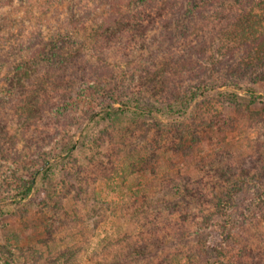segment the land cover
<instances>
[{
	"label": "rangeland",
	"instance_id": "rangeland-1",
	"mask_svg": "<svg viewBox=\"0 0 264 264\" xmlns=\"http://www.w3.org/2000/svg\"><path fill=\"white\" fill-rule=\"evenodd\" d=\"M110 2L0 0V264H264V0Z\"/></svg>",
	"mask_w": 264,
	"mask_h": 264
},
{
	"label": "trees",
	"instance_id": "trees-1",
	"mask_svg": "<svg viewBox=\"0 0 264 264\" xmlns=\"http://www.w3.org/2000/svg\"><path fill=\"white\" fill-rule=\"evenodd\" d=\"M128 1H131V0H111L110 5L111 4L113 5L116 3L117 4H119V3L126 4ZM103 22L105 23V21H103ZM109 28H115L114 24L105 23L103 26V29H109ZM25 67H27V66H21L15 72L16 74H15L14 78L12 77V79L10 81V83H13V86L21 87L22 81L24 79H27L30 76L31 71L28 69L30 67H27V68H25ZM234 89L236 91L240 92L244 97L248 98L251 102L264 100V96L262 94H258L249 88H244V87L238 86V87H235ZM113 102L115 104L117 103L118 107H116V108L111 107L110 104H107L104 107H102L103 109H101L100 112L92 114L90 116V118L92 120L98 121V120H103V119H111V118L117 117V116L122 115V114L125 115L127 113L133 114V115H138V116H145V117H149L152 119H158L159 118L158 117V113H160L159 110L153 109V108L149 107L148 105L140 103L138 100L122 99L120 97H114V98H112V103ZM181 102H182V104H184L183 99H181ZM185 107H186V105H185ZM174 111L177 112L178 117L181 114H184V112H185L183 107L176 109ZM162 113H164V112L162 111ZM69 152H70V149L64 151V153L61 156L55 157V159H54L55 163L57 162V160L66 159L67 156H69ZM51 168H52V166H48L47 169H45L44 171H50ZM44 174H46V173H43V175ZM36 184H37L36 179L33 177L31 179V182L24 188V190L15 194L13 197H11L5 201H0V211L6 210L8 213H10V212L12 213V212L16 211L17 209H19L20 207L28 206L30 204L31 198L34 197V195L36 194V191L38 190L36 188ZM230 194L227 196V199H224V201H219L216 205V211H217V215L219 218V225H218L219 229L226 226L227 223L234 221L232 219L233 216L236 217V215L238 214V212L240 210L239 207H234L233 203H231V204L229 203V205L227 206V204H228L227 202L229 199H232V201L234 200L235 193L231 192ZM240 201H242V200H240ZM248 204H251V205L263 204L264 205V190L255 191V192L251 193L250 202ZM223 231L225 232V230H223ZM226 237L229 238L228 230H227ZM43 256H44L43 254H38L37 255V258H38L37 261H39V259H42ZM213 264H222V263L216 261Z\"/></svg>",
	"mask_w": 264,
	"mask_h": 264
}]
</instances>
